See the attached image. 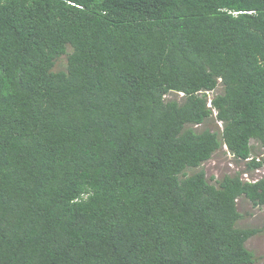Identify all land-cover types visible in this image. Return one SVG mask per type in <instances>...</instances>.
Wrapping results in <instances>:
<instances>
[{
    "label": "trees",
    "instance_id": "1",
    "mask_svg": "<svg viewBox=\"0 0 264 264\" xmlns=\"http://www.w3.org/2000/svg\"><path fill=\"white\" fill-rule=\"evenodd\" d=\"M252 140L264 0H0V264H253L264 176L187 172Z\"/></svg>",
    "mask_w": 264,
    "mask_h": 264
},
{
    "label": "rangeland",
    "instance_id": "2",
    "mask_svg": "<svg viewBox=\"0 0 264 264\" xmlns=\"http://www.w3.org/2000/svg\"><path fill=\"white\" fill-rule=\"evenodd\" d=\"M70 49V48H69ZM67 66V55H62L58 58L54 70H63L66 69ZM221 86L217 88L215 91H210L208 96L212 99L217 92L221 91ZM182 94L177 95L176 93H169L166 95L167 99L178 98L181 99ZM217 112L214 111L212 117L205 123L201 125H194L199 130H202L204 127H209L213 130L222 131L223 124L220 120L216 118ZM252 144L255 145V153L263 155L264 157V148L259 147L255 140H252ZM223 144L221 148L218 149L213 155V157L203 163L199 168H190L187 170L189 174L193 171L199 170L203 168L206 171V175L208 179L214 175V179H219L225 174H235L237 172H241L245 165L243 163H239L235 160L233 154L229 151L228 146ZM232 154V155H231ZM264 170L261 169L259 171H255L252 173V178L257 179L259 177L264 176ZM213 180V182H215ZM239 210L243 213V218L238 221L239 227H257L261 231L248 239L246 245L249 249H251L255 256L256 261L253 264H264V206H254L251 202L246 199L239 198L238 199Z\"/></svg>",
    "mask_w": 264,
    "mask_h": 264
},
{
    "label": "built area",
    "instance_id": "3",
    "mask_svg": "<svg viewBox=\"0 0 264 264\" xmlns=\"http://www.w3.org/2000/svg\"><path fill=\"white\" fill-rule=\"evenodd\" d=\"M209 106H212V103H211V99L209 98ZM222 123V122H221ZM223 124V123H222ZM223 129V128H222ZM226 147H227V145H225ZM230 152V151H229ZM232 153V152H231ZM233 154V153H232ZM233 156H234V158H235V160L236 161H238L239 163H243L244 165H245V162L247 161V160H250V159H252V157L251 158H248V159H246V160H240L239 158H237L234 154H233ZM263 155H260V156H257V160H260L261 159V157H262ZM261 169H263L264 170V168H256L254 171H247L246 170V166H245V168L241 171L242 173V178H243V180H247V181H252V182H255V181H257V180H259L260 178H257V179H253L252 178V173H254L255 171H259V170H261Z\"/></svg>",
    "mask_w": 264,
    "mask_h": 264
},
{
    "label": "bare ground",
    "instance_id": "4",
    "mask_svg": "<svg viewBox=\"0 0 264 264\" xmlns=\"http://www.w3.org/2000/svg\"><path fill=\"white\" fill-rule=\"evenodd\" d=\"M229 152V151H228ZM232 155V154H231ZM254 155V154H253ZM259 161V160H258ZM264 174V173H263ZM263 176V175H262ZM260 178V177H259Z\"/></svg>",
    "mask_w": 264,
    "mask_h": 264
}]
</instances>
